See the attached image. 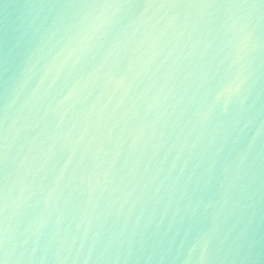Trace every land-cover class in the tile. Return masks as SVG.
Returning <instances> with one entry per match:
<instances>
[{
	"label": "water",
	"instance_id": "water-1",
	"mask_svg": "<svg viewBox=\"0 0 264 264\" xmlns=\"http://www.w3.org/2000/svg\"><path fill=\"white\" fill-rule=\"evenodd\" d=\"M4 264H264V0H0Z\"/></svg>",
	"mask_w": 264,
	"mask_h": 264
},
{
	"label": "snow or ice",
	"instance_id": "snow-or-ice-1",
	"mask_svg": "<svg viewBox=\"0 0 264 264\" xmlns=\"http://www.w3.org/2000/svg\"><path fill=\"white\" fill-rule=\"evenodd\" d=\"M0 264H4L3 260H0Z\"/></svg>",
	"mask_w": 264,
	"mask_h": 264
}]
</instances>
